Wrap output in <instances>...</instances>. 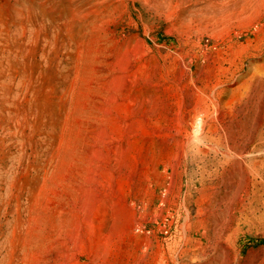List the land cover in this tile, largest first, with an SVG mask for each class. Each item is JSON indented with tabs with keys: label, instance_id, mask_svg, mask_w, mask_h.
I'll return each mask as SVG.
<instances>
[{
	"label": "rangeland",
	"instance_id": "1",
	"mask_svg": "<svg viewBox=\"0 0 264 264\" xmlns=\"http://www.w3.org/2000/svg\"><path fill=\"white\" fill-rule=\"evenodd\" d=\"M0 264H264V0H0Z\"/></svg>",
	"mask_w": 264,
	"mask_h": 264
},
{
	"label": "bare ground",
	"instance_id": "2",
	"mask_svg": "<svg viewBox=\"0 0 264 264\" xmlns=\"http://www.w3.org/2000/svg\"><path fill=\"white\" fill-rule=\"evenodd\" d=\"M216 6V5H215ZM221 10L216 9L214 12L210 13L209 15L206 14L205 18L203 20H206L207 23L209 24H217L221 21L222 14L220 12ZM205 23V22H204ZM217 40V39H216ZM201 43V41H200ZM216 45V44H215ZM208 58V57H207ZM216 63V62H215ZM210 65V64H209Z\"/></svg>",
	"mask_w": 264,
	"mask_h": 264
}]
</instances>
